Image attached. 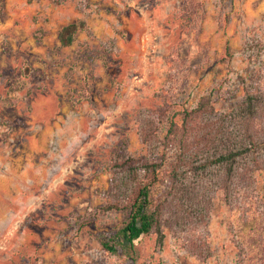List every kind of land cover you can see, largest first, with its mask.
Segmentation results:
<instances>
[{
  "label": "rangeland",
  "instance_id": "374dc122",
  "mask_svg": "<svg viewBox=\"0 0 264 264\" xmlns=\"http://www.w3.org/2000/svg\"><path fill=\"white\" fill-rule=\"evenodd\" d=\"M250 85L264 91V0H0V264H264L262 171L236 206L214 195L206 261L166 229L134 261L97 239L125 221L100 209L115 148L144 153L138 119L163 137L202 96L226 112Z\"/></svg>",
  "mask_w": 264,
  "mask_h": 264
},
{
  "label": "trees",
  "instance_id": "16d2710c",
  "mask_svg": "<svg viewBox=\"0 0 264 264\" xmlns=\"http://www.w3.org/2000/svg\"><path fill=\"white\" fill-rule=\"evenodd\" d=\"M79 25L59 29L58 49L73 44ZM245 50L258 56L262 45L252 40ZM180 117L181 123H167L163 137L155 119L140 117L137 135L144 153L132 156L126 142L112 152L100 212H121L125 221L117 231L97 236L104 251H123L134 261L135 242L154 234L161 247L166 229L189 254L206 261L213 254L207 226L214 195L220 192L226 205L236 206L253 191L254 173L264 172V91L259 85L246 87L226 112L216 110L205 95Z\"/></svg>",
  "mask_w": 264,
  "mask_h": 264
}]
</instances>
